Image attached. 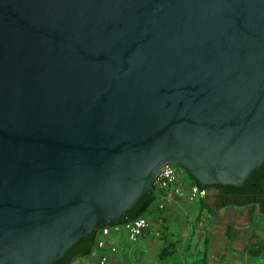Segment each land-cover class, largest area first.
I'll return each mask as SVG.
<instances>
[{"label": "water", "instance_id": "water-1", "mask_svg": "<svg viewBox=\"0 0 264 264\" xmlns=\"http://www.w3.org/2000/svg\"><path fill=\"white\" fill-rule=\"evenodd\" d=\"M168 163L264 165V0H0V264L86 255Z\"/></svg>", "mask_w": 264, "mask_h": 264}, {"label": "crops", "instance_id": "crops-1", "mask_svg": "<svg viewBox=\"0 0 264 264\" xmlns=\"http://www.w3.org/2000/svg\"><path fill=\"white\" fill-rule=\"evenodd\" d=\"M178 185L183 197L166 202L162 210L154 205L146 216L148 227L135 243L124 230L99 234L104 248L94 246L89 257L76 256L70 264L101 257L107 264H264L263 211L233 204L231 197L224 204L222 194L189 202L192 181L178 180Z\"/></svg>", "mask_w": 264, "mask_h": 264}, {"label": "built area", "instance_id": "built-area-1", "mask_svg": "<svg viewBox=\"0 0 264 264\" xmlns=\"http://www.w3.org/2000/svg\"><path fill=\"white\" fill-rule=\"evenodd\" d=\"M182 169L176 164H166L155 176L153 181L154 194L156 195L155 204L159 210L164 208V204L169 202L173 198H181L184 195L183 189L178 185V170ZM183 170V169H182ZM207 195V190L200 188L196 185H191L186 194V199L189 202H194L198 199H203ZM159 199V200H158ZM148 227L147 219L139 217L128 221L124 224H116L108 226L100 230L101 236H108L110 232H119L124 230L127 235V239L135 243L143 234L145 229ZM98 248H104L105 243L102 239H98L96 244ZM111 252H115V248H110ZM90 264H107L106 257H101L95 262Z\"/></svg>", "mask_w": 264, "mask_h": 264}, {"label": "trees", "instance_id": "trees-1", "mask_svg": "<svg viewBox=\"0 0 264 264\" xmlns=\"http://www.w3.org/2000/svg\"><path fill=\"white\" fill-rule=\"evenodd\" d=\"M188 177H189V179L192 181V183L194 185L200 187L197 181L193 180L189 175H188ZM252 180H253V178L252 177H249L245 182L248 183V181L251 182ZM203 189H205V190H209V189L215 190V189H218L220 191H223L222 197L225 199V203L224 204H230V203H228V200H227V198H229V197L236 198V197L256 196V194H257V188H255L253 186H248V187H233V186H228V185H226V186L213 185V186H205ZM261 191L263 192L264 189L262 188ZM150 196H151V199L148 202V204L146 206H144L143 210L140 211V212H138L133 219H136V218H139V217L146 218V216L149 213V210L154 206L155 201H156V195L154 193H151ZM233 204H235V203H233ZM126 222H128V221H124L121 224H124ZM114 225H116V224H114ZM110 226H113V225H110ZM103 228H105V227L104 226L103 227H100L99 230L93 234L92 240L90 242L89 250H88V252H87L86 255H83V257H86L87 258V257H89L91 255L92 250H93V248H94L97 240L99 239L98 238L99 232ZM71 261H69L68 264H70Z\"/></svg>", "mask_w": 264, "mask_h": 264}, {"label": "flooded vegetation", "instance_id": "flooded-vegetation-1", "mask_svg": "<svg viewBox=\"0 0 264 264\" xmlns=\"http://www.w3.org/2000/svg\"><path fill=\"white\" fill-rule=\"evenodd\" d=\"M250 177L253 178L251 182L248 181L247 186L243 187H248V186H253L257 188L258 197L257 194L256 196H246V197H236L232 198L233 203L249 207L250 209H256V210H261L264 212V191L262 192L261 189H264V165H262L260 168H258L256 171H254ZM247 183V182H246Z\"/></svg>", "mask_w": 264, "mask_h": 264}, {"label": "rangeland", "instance_id": "rangeland-1", "mask_svg": "<svg viewBox=\"0 0 264 264\" xmlns=\"http://www.w3.org/2000/svg\"><path fill=\"white\" fill-rule=\"evenodd\" d=\"M177 177H178V180H186L187 178L189 179L187 173L182 169L178 170V176Z\"/></svg>", "mask_w": 264, "mask_h": 264}]
</instances>
